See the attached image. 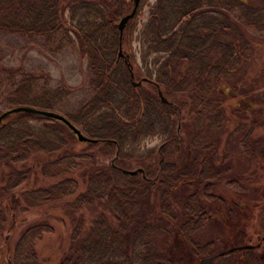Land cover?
I'll list each match as a JSON object with an SVG mask.
<instances>
[{
    "label": "trees",
    "instance_id": "trees-1",
    "mask_svg": "<svg viewBox=\"0 0 264 264\" xmlns=\"http://www.w3.org/2000/svg\"><path fill=\"white\" fill-rule=\"evenodd\" d=\"M132 6V0H0V36L72 48L84 61L88 97L61 116L95 141L79 143L60 122L29 113L1 118L3 264H31L37 246L63 237L70 246L53 264H162L148 241L160 223L168 227L162 236L178 235L191 257L205 255L193 236L213 212L210 205L232 212L213 192L228 169L215 152L221 140L212 144L207 133L220 130L225 117L264 108V82L236 91L246 84L244 64L262 50L248 30L264 34V7L248 0H139L119 40L117 24ZM144 7L138 65L130 45ZM119 45L126 59L118 57ZM47 80L0 66V116L20 107L55 113L70 89H51ZM178 124L192 127L193 136L174 146L179 154L171 160L168 144ZM235 126L245 156L258 145L263 158L264 142L251 144L255 122ZM152 137H162L160 148L135 150ZM97 157L110 161L102 165ZM132 167L140 173L122 174ZM90 208L98 215L87 220ZM26 221L33 222L9 244V231Z\"/></svg>",
    "mask_w": 264,
    "mask_h": 264
},
{
    "label": "rangeland",
    "instance_id": "rangeland-1",
    "mask_svg": "<svg viewBox=\"0 0 264 264\" xmlns=\"http://www.w3.org/2000/svg\"><path fill=\"white\" fill-rule=\"evenodd\" d=\"M153 0H149L151 4ZM253 6L264 7V0H248ZM147 8L144 7L142 10L141 17L136 21V30L132 35V42L130 45V50L134 54L136 63L139 65V42L137 40V32L139 30L140 24L144 22ZM250 36L256 41L261 42L262 50L259 49L255 53L254 60L251 63H245L244 69L247 68L248 75L245 78V83H239L236 87V91L239 90L241 93L254 85H258L264 82V34L248 30ZM125 54V51H123ZM260 59V60H257ZM0 66H6L10 68H22L27 72H32L35 74H45L47 75L48 87L54 89L61 85L70 89L68 95L62 99L60 104L57 106L55 113L60 115H67L76 110L79 105L88 97V90L84 84L86 78L85 63L83 60L79 59L76 52L72 48H61L54 49L53 46L44 45L40 40H25L16 35H2L0 36ZM243 85V86H241ZM241 86V87H240ZM4 92V88L0 85V97ZM248 97H245L247 102L253 103ZM2 109V107H0ZM226 112V110H224ZM234 117H225L221 131H215L214 133H207L208 136L212 137L214 141L221 140V146L215 149V152L219 157H221V162L224 164L228 173L217 183L214 187L213 192L220 196L222 199H233L237 200L243 198L247 202H252L251 199L256 197V191H253L252 187L256 186L257 174H262L264 169V157L259 158L260 150L258 145L254 146V156H245L244 150L241 145L238 144L237 135H233L232 130L236 127L235 122L245 124L249 120H253L256 124V131L251 137V144L260 140L264 142V108H258L253 111H243L240 118L238 115ZM248 128V126L246 127ZM177 131L179 129L178 135L175 133V141L168 144V148L171 152L170 159L174 154L177 155L175 150V145L179 147V142L183 143L193 136L191 133L190 126L181 129V124L177 125ZM179 138V140H177ZM237 139V140H236ZM162 137H152L141 141L137 144L135 150L138 153H142L150 148H159L162 145ZM219 143V144H220ZM259 149V150H256ZM173 150V151H172ZM102 165H108L110 158H100L96 159ZM259 166V172L257 167ZM136 167H132L128 170H134ZM254 184V185H253ZM242 190V192H241ZM264 194V193H263ZM228 205V204H227ZM41 210L43 207H40ZM86 218L92 219L97 217L98 212L93 211L94 208L85 209ZM33 212V211H32ZM31 212V213H32ZM217 210L213 209V213ZM30 213V215H31ZM6 215V213H5ZM28 215H21L16 213V218L22 219ZM8 217V216H7ZM45 217V216H44ZM33 221L21 222L15 224V227L9 231L11 236L7 241L9 244H13L15 238ZM160 223V222H159ZM161 224V230L152 237H148L149 246L152 247L153 251L158 255L159 259L168 262V260L175 259L181 261L189 262L190 256L188 252L182 247L180 240L176 237H163L161 233L168 229L167 225ZM208 223V226L204 229L202 235H216L221 233V226H215L216 224ZM203 237V236H202ZM220 242V241H219ZM59 240L50 239L49 243L44 242L36 247V259L33 260L31 264H53L54 257L56 258L62 252H65L70 246V241H67L63 237V241L59 244ZM220 248L221 243H218ZM219 249V248H218ZM217 263V262H216ZM0 264H3L2 257L0 256Z\"/></svg>",
    "mask_w": 264,
    "mask_h": 264
},
{
    "label": "flooded vegetation",
    "instance_id": "flooded-vegetation-1",
    "mask_svg": "<svg viewBox=\"0 0 264 264\" xmlns=\"http://www.w3.org/2000/svg\"><path fill=\"white\" fill-rule=\"evenodd\" d=\"M177 154H179V150H177ZM257 170L259 172V166ZM256 176V186L252 187L253 191H256V197L251 199L252 202H247L244 198L242 200L240 198L237 200L224 199L232 211L230 214L219 206L210 205V208L216 209L217 212L207 213L205 215L204 228L193 236L194 241L204 244L207 254L191 257L188 253L190 256L189 262L182 260L180 263V261L172 259L161 263L264 264V169L261 175L257 174ZM208 223L210 225L216 224L215 226L220 225L222 228L221 233L208 236L202 235ZM176 238L180 240L182 247L186 250L182 239L178 235H176ZM218 243L222 244L221 248ZM223 251L227 252L221 256L217 255ZM212 256L214 257L210 260H203Z\"/></svg>",
    "mask_w": 264,
    "mask_h": 264
},
{
    "label": "water",
    "instance_id": "water-1",
    "mask_svg": "<svg viewBox=\"0 0 264 264\" xmlns=\"http://www.w3.org/2000/svg\"><path fill=\"white\" fill-rule=\"evenodd\" d=\"M138 2L139 0H132V9L130 11V13L124 15L123 17L120 18L118 24H117V30H118V37H119V40L121 38V35H122V31L126 25V23L128 22V20H130L134 14H135V11H136V8L138 6ZM118 57L120 58H124L126 59L127 57L123 56V53L121 51V47L119 45V48H118ZM130 78L132 79L133 76L132 74L130 73ZM139 82L137 83H133V85L135 86H139ZM157 96L160 100V102L162 104L166 103L165 99L161 96V93L159 91H157ZM16 112H24V113H29V114H32V115H37V116H41L43 118H46V119H50V120H53V121H58L60 122L61 124H63L66 129L76 138V140L79 142V143H94L95 141L94 140H91V139H88L86 138L85 136H83L76 128H74L64 117H62L61 115L57 114V113H54V112H51V111H44V110H38V109H31V108H26V107H20V108H16V109H12L10 111H7L5 112L4 114H2L0 116V120L1 118L6 115V114H9V113H16ZM137 173H140V169H136V170H122V174H125V175H128V176H135ZM227 251H223V252H220L218 253L217 255L218 256H221L223 255L224 253H226ZM214 256L212 257H208V258H204L203 260H210L212 259Z\"/></svg>",
    "mask_w": 264,
    "mask_h": 264
}]
</instances>
